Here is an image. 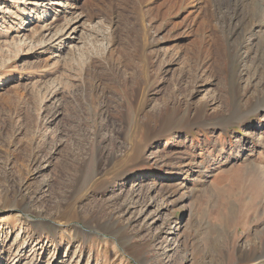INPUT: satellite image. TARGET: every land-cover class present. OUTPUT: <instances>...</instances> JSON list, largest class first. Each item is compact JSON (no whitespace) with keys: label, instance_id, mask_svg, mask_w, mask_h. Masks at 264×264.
<instances>
[{"label":"rangeland","instance_id":"374dc122","mask_svg":"<svg viewBox=\"0 0 264 264\" xmlns=\"http://www.w3.org/2000/svg\"><path fill=\"white\" fill-rule=\"evenodd\" d=\"M0 264H264V0H0Z\"/></svg>","mask_w":264,"mask_h":264},{"label":"bare ground","instance_id":"6f19581e","mask_svg":"<svg viewBox=\"0 0 264 264\" xmlns=\"http://www.w3.org/2000/svg\"><path fill=\"white\" fill-rule=\"evenodd\" d=\"M241 1V0H240ZM245 4V3H244ZM254 4V3H253ZM255 11V10H254ZM202 41H203V39H200V41H199V43H198V45L200 44V45H202ZM196 40L194 41V45H196ZM213 64H216V63H212V65ZM195 70H196V72L198 73L197 75V78L198 79H201V77L203 76V75H205L204 74V65L203 64H201V63H199V64H196V66H195ZM194 70V71H195ZM195 73V72H194ZM213 73H215V71H213ZM211 74H212V71H211ZM196 75V74H195ZM156 138V137H155ZM154 138V139H155ZM153 137L152 138H150V139H146V142H145V144H146V146L147 145H149V144H152L153 143ZM143 149H144V146L142 145V146H140V147H138L137 149H136V153H135V155H136V160H139L140 158H141V153L143 152ZM160 157V156H159ZM35 160V159H34ZM166 164V163H165ZM167 166H172V164H169V163H167ZM97 173V172H96ZM167 175H168V172H167ZM120 177V175H115V178H119ZM93 179H95L97 182H98V178H95V176H93L92 177V179H91V181L93 180ZM94 181V180H93ZM97 184V183H96ZM97 185H101V184H97ZM164 191H165V193H170V192H174L175 191V189H173V188H166V190L164 189ZM150 193V191L149 190H147V191H145L142 195H141V200L143 199V202H145V203H149L150 201L149 200H147L148 199V196L150 195L149 194ZM139 194V193H138ZM139 197V196H138ZM146 200V201H145ZM128 203L129 204H136V200H134V198L132 197V198H130L129 200H128ZM143 206H144V204H143ZM116 223H119V221H116ZM116 223L115 224H113V226H114V228H118L117 226H116ZM173 231V233H176V231H178L177 230V228H174V230H171V232Z\"/></svg>","mask_w":264,"mask_h":264}]
</instances>
